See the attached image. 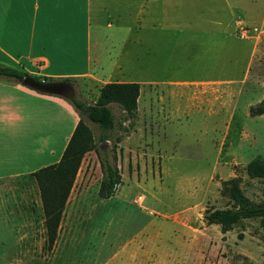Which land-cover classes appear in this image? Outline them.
Segmentation results:
<instances>
[{
    "label": "rangeland",
    "instance_id": "1",
    "mask_svg": "<svg viewBox=\"0 0 264 264\" xmlns=\"http://www.w3.org/2000/svg\"><path fill=\"white\" fill-rule=\"evenodd\" d=\"M187 1L103 0L91 8L102 43L103 35L120 42L137 18L145 25L138 35H168L152 46L147 41L136 52L141 66L131 62L126 71L141 82L131 127L118 143L113 135L106 144L119 183L103 197L101 159L95 150L85 153L48 248L40 192L30 175L48 161L27 158L24 167L10 152L0 161V177L18 175L0 179V264H264L259 218L224 233L204 220L206 210L231 207L223 190L231 179L251 204H264V179L245 171L251 161H264V114L250 113L264 101L263 0ZM172 35L201 38L177 46ZM113 50V59L103 56L102 69L93 63L92 73L109 75ZM68 82L73 91L63 99L79 118L71 101L91 105L102 86ZM113 113L119 116L117 108ZM84 122L97 141L98 127ZM71 124L67 116V131Z\"/></svg>",
    "mask_w": 264,
    "mask_h": 264
},
{
    "label": "crops",
    "instance_id": "2",
    "mask_svg": "<svg viewBox=\"0 0 264 264\" xmlns=\"http://www.w3.org/2000/svg\"><path fill=\"white\" fill-rule=\"evenodd\" d=\"M102 1L0 0V66L10 69H13L12 66L17 67L16 70L23 68L46 82L70 79L99 86L107 83L140 85L141 80H134L126 74L128 66L131 62L138 63V53L147 47V41L152 46L168 35H138L141 28L145 29V25L142 20L141 26L137 18L132 27H124L127 33L124 37L121 35L120 42H113L111 35H103L105 42H100V36L94 35L98 21L92 15L91 8ZM191 2L187 1L188 4ZM140 7L143 8V5L140 4ZM259 8L258 24L261 25L264 23V0ZM239 16L245 17L246 14L238 13L236 17ZM111 27L112 24L107 23V28ZM213 37L207 35L208 40ZM222 37L224 39V35ZM172 38L178 46L200 39L201 35H172ZM114 48L118 51L109 75L98 77L96 72L92 73V64L100 67L103 56L113 59ZM131 56L134 57L132 60ZM2 63L9 66H3ZM137 65L141 66L140 62ZM114 108H117L116 105H113ZM67 116L72 121L68 131L65 128ZM78 120L72 106L63 98L39 94L17 81L0 78V161H7L11 152L9 159L23 161V165L27 158L29 161L35 158L47 160L45 164L36 166L38 170L56 164ZM45 124L51 125L49 131L43 130ZM123 134L117 131L114 135ZM98 148L100 152L105 149L110 155L106 144L102 146L99 143ZM24 167H27V162ZM15 175L18 174H5L0 179Z\"/></svg>",
    "mask_w": 264,
    "mask_h": 264
},
{
    "label": "trees",
    "instance_id": "3",
    "mask_svg": "<svg viewBox=\"0 0 264 264\" xmlns=\"http://www.w3.org/2000/svg\"><path fill=\"white\" fill-rule=\"evenodd\" d=\"M26 74L10 68L0 67V78L21 82ZM36 79V78H35ZM38 82L40 80L36 79ZM63 81H70L65 79ZM139 85L137 83H107L103 85L95 102L85 105L77 100L71 103L79 113V120L61 155L60 160L53 165L41 168L30 174L36 181L47 233V247L50 248L56 236V230L61 213L69 196L74 178L84 154L95 150L101 159L104 181L101 183L100 194L107 197L119 183L116 168L109 161L108 152L99 151L98 144L109 140L117 131L126 133L132 125L137 110ZM113 105H116L121 116H115ZM251 115L264 114V101L251 109ZM84 119L95 124L101 134L94 140L93 132L85 124ZM127 122V125H123ZM117 135L115 144L120 141ZM245 171L249 178L264 179V161L255 159L247 164ZM224 194L229 197L231 207L227 209L206 210L204 220L207 224L219 225L221 231L227 232L244 219L259 218L264 227V204L253 205L242 194L236 179L223 183Z\"/></svg>",
    "mask_w": 264,
    "mask_h": 264
},
{
    "label": "water",
    "instance_id": "4",
    "mask_svg": "<svg viewBox=\"0 0 264 264\" xmlns=\"http://www.w3.org/2000/svg\"><path fill=\"white\" fill-rule=\"evenodd\" d=\"M20 84L26 88H29L39 94L56 96L66 98V89L71 86L66 81H40L38 82L35 78L25 75L21 80ZM107 144V141L102 142V146Z\"/></svg>",
    "mask_w": 264,
    "mask_h": 264
},
{
    "label": "flooded vegetation",
    "instance_id": "5",
    "mask_svg": "<svg viewBox=\"0 0 264 264\" xmlns=\"http://www.w3.org/2000/svg\"><path fill=\"white\" fill-rule=\"evenodd\" d=\"M69 83V82H68ZM73 91V86L71 85L69 88L66 89V96H68Z\"/></svg>",
    "mask_w": 264,
    "mask_h": 264
}]
</instances>
